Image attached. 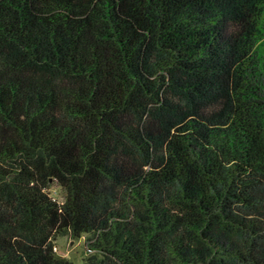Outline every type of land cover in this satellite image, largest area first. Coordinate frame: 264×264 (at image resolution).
<instances>
[{"label":"trees","instance_id":"16d2710c","mask_svg":"<svg viewBox=\"0 0 264 264\" xmlns=\"http://www.w3.org/2000/svg\"><path fill=\"white\" fill-rule=\"evenodd\" d=\"M65 234L264 264V0H0V264Z\"/></svg>","mask_w":264,"mask_h":264},{"label":"rangeland","instance_id":"374dc122","mask_svg":"<svg viewBox=\"0 0 264 264\" xmlns=\"http://www.w3.org/2000/svg\"><path fill=\"white\" fill-rule=\"evenodd\" d=\"M48 191L52 196L57 199H61V190L55 182H52ZM86 234H82L80 237L75 238L69 234L57 236L53 240V245L56 249L53 250L56 255L65 256L74 263L85 264V259L87 256L93 253L92 250L87 251L85 247Z\"/></svg>","mask_w":264,"mask_h":264},{"label":"built area","instance_id":"2783aa9c","mask_svg":"<svg viewBox=\"0 0 264 264\" xmlns=\"http://www.w3.org/2000/svg\"><path fill=\"white\" fill-rule=\"evenodd\" d=\"M56 249V247H55V245H53V250H55Z\"/></svg>","mask_w":264,"mask_h":264}]
</instances>
